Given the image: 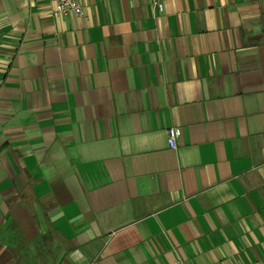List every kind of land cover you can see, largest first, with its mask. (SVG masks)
Segmentation results:
<instances>
[{
	"label": "crops",
	"instance_id": "obj_1",
	"mask_svg": "<svg viewBox=\"0 0 264 264\" xmlns=\"http://www.w3.org/2000/svg\"><path fill=\"white\" fill-rule=\"evenodd\" d=\"M76 2L0 0V264H264V0Z\"/></svg>",
	"mask_w": 264,
	"mask_h": 264
},
{
	"label": "built area",
	"instance_id": "obj_2",
	"mask_svg": "<svg viewBox=\"0 0 264 264\" xmlns=\"http://www.w3.org/2000/svg\"><path fill=\"white\" fill-rule=\"evenodd\" d=\"M54 3V13L55 15L73 13L79 15L81 13V8L76 2V0H51ZM152 3H156L157 0H151ZM167 143L172 149L176 147V135L177 130L174 127L167 129Z\"/></svg>",
	"mask_w": 264,
	"mask_h": 264
}]
</instances>
